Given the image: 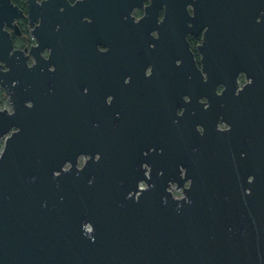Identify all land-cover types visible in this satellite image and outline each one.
I'll return each mask as SVG.
<instances>
[{
	"label": "water",
	"instance_id": "1",
	"mask_svg": "<svg viewBox=\"0 0 264 264\" xmlns=\"http://www.w3.org/2000/svg\"><path fill=\"white\" fill-rule=\"evenodd\" d=\"M27 3L26 48L0 0V264H264V0Z\"/></svg>",
	"mask_w": 264,
	"mask_h": 264
},
{
	"label": "flooded vegetation",
	"instance_id": "2",
	"mask_svg": "<svg viewBox=\"0 0 264 264\" xmlns=\"http://www.w3.org/2000/svg\"><path fill=\"white\" fill-rule=\"evenodd\" d=\"M10 1H11L12 4L15 5V7L19 11H21V14L23 15V16H19V17L14 18V22L19 27L21 36L26 38V48L29 45H35L36 44V40L33 37V35L31 34V29L33 28V26L35 24H37V21H34L33 22L34 24H30L29 23L28 15H27V9H28L27 0H10ZM68 1L71 4H73L76 0H68ZM148 3H149V1H144L143 5H147ZM188 9L191 12L190 7H188ZM131 15L134 16V21H137L138 18H140V17H142L144 15L143 6L139 7V8H134L132 13H131ZM161 16H162V11H160V18H161ZM3 27L9 33L10 38H11L12 43H13V47L15 49H21V50L24 49V47H25L24 39L19 34L13 32V30L10 27H8L6 25H4ZM186 39H187V41L189 43V48L191 49V51L193 52V54L195 56L196 62H198L200 56H199V53L197 52V49H196L195 46H196V44H200V42H201L202 31H200L197 34L188 33L186 35ZM98 48L100 50H102V51L106 49V47L101 46V45H99ZM198 66H199V64H198ZM244 83H245V78L243 77V75H239V77H238V85L241 87ZM0 91L3 92V89L1 87H0ZM179 112H180V109H178V113ZM222 125H219V128H224L225 127V125H223V126ZM9 133L10 132H8L7 134H5L2 137V140L0 141V148H1L2 141L4 140V138ZM84 160H85V158L83 156H80L78 158V165L83 164Z\"/></svg>",
	"mask_w": 264,
	"mask_h": 264
},
{
	"label": "rangeland",
	"instance_id": "3",
	"mask_svg": "<svg viewBox=\"0 0 264 264\" xmlns=\"http://www.w3.org/2000/svg\"><path fill=\"white\" fill-rule=\"evenodd\" d=\"M0 108H6L9 111L11 109L10 104H9V101H8V97L3 92H1V91H0ZM182 195H183V193H182Z\"/></svg>",
	"mask_w": 264,
	"mask_h": 264
},
{
	"label": "built area",
	"instance_id": "4",
	"mask_svg": "<svg viewBox=\"0 0 264 264\" xmlns=\"http://www.w3.org/2000/svg\"><path fill=\"white\" fill-rule=\"evenodd\" d=\"M3 101V100H2ZM170 191H171V193L173 194V196H175V197H180V196H182V191H181V189L180 188H177L176 186H175V184H171V186H170Z\"/></svg>",
	"mask_w": 264,
	"mask_h": 264
}]
</instances>
